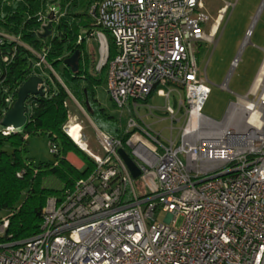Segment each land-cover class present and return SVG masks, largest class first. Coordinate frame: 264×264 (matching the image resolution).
Listing matches in <instances>:
<instances>
[{
	"label": "built area",
	"instance_id": "obj_1",
	"mask_svg": "<svg viewBox=\"0 0 264 264\" xmlns=\"http://www.w3.org/2000/svg\"><path fill=\"white\" fill-rule=\"evenodd\" d=\"M236 1L221 0L212 22L205 0H99L92 5L96 26L77 42L97 41L95 70L104 69L112 102L126 112L118 126L122 138L96 129L102 150L96 155L79 123L64 126L94 167L60 197L47 198L36 234L0 241V264H264V59L246 94L228 105L221 120L201 111L208 89L196 47L214 42ZM262 8L264 0L232 68ZM49 9L57 12L54 5ZM34 17L39 33L48 19L41 12ZM108 39L114 47L111 58ZM6 40L18 41L0 30V46ZM44 56L39 53L36 65L46 63ZM10 60L1 56L0 78ZM2 90L7 110L15 97ZM155 91L166 99L160 111L169 121L168 136L132 115ZM73 127L77 140L70 134ZM12 131L0 127L3 135ZM49 147L58 153L56 143ZM119 149L138 168L137 178ZM157 213L165 219L156 221ZM6 226L3 217L0 234Z\"/></svg>",
	"mask_w": 264,
	"mask_h": 264
},
{
	"label": "trees",
	"instance_id": "obj_2",
	"mask_svg": "<svg viewBox=\"0 0 264 264\" xmlns=\"http://www.w3.org/2000/svg\"><path fill=\"white\" fill-rule=\"evenodd\" d=\"M30 1L28 18L24 17V9L9 12L5 16L0 12V30L18 39L6 40L0 46V59L4 54L11 56L0 78V116L7 106L2 88L6 87L16 97L18 87L35 74L34 63L39 58L29 47L44 52L45 62L52 70H48L49 78L45 79V94L30 96L26 101L28 120L22 130H14L8 135L0 132V210H8L7 226L0 234V241H20L36 234L47 198L60 197L65 188L70 187L76 179L86 176L94 167L90 157L64 132L69 116V95L83 104L88 115L100 110L102 115L95 122L99 130L122 138L118 125L111 122V116L103 113L94 97L93 87L100 82L99 76L104 72L103 68L95 70V48H88L85 41L77 42L81 33L96 26L90 9L99 0H71L73 2H70L69 8L64 10L66 5H60V10L64 12L56 23V33L48 37L49 44H46L48 38L38 37L40 21L34 17L43 0ZM108 43L111 58L114 47L110 39ZM75 50L80 51V58L78 70L74 72L63 60ZM33 135H44L49 143L57 144L59 150L54 154L56 164L50 161L34 162L28 156L25 136ZM68 151H73L84 161L86 167L83 171L76 170L65 161L63 154ZM48 176L57 177L62 188H45L42 182Z\"/></svg>",
	"mask_w": 264,
	"mask_h": 264
},
{
	"label": "rangeland",
	"instance_id": "obj_3",
	"mask_svg": "<svg viewBox=\"0 0 264 264\" xmlns=\"http://www.w3.org/2000/svg\"><path fill=\"white\" fill-rule=\"evenodd\" d=\"M206 9L211 16V22L217 16V10L221 6V0H205ZM262 0H237L233 8H230L227 15L221 22L219 30L213 38L214 42L202 41L196 47L197 62L200 67L203 77L206 79V98L202 102L201 111L204 115L214 120H221L228 105L235 102L237 98L244 96L248 91L257 70L264 59V8H262L253 29V34L250 41L241 50L238 64L232 68L231 64L235 56L240 50L241 43L244 39L246 29L249 27L252 18L257 12V9ZM30 0H0V12L5 16L9 12L24 9V17L30 16L28 12V4ZM70 2L65 0H43L42 5L37 12H41L46 17L50 15V6L54 5L56 13H52L53 17V33H56V23L63 14L65 8H69ZM66 5L63 10H60V5ZM211 24V23H210ZM210 26V25H209ZM208 33V27L206 28ZM49 39L46 44H49ZM45 42V40H42ZM88 48L94 47L95 58L98 60L97 41L91 37L87 41ZM30 50L38 57L41 51H36L29 47ZM34 72L46 79L49 78V67L42 62L40 65L34 63ZM61 65L58 66V69ZM105 72L100 75L101 80L93 87L94 97L96 98L99 107L103 113L111 116V122L122 127L125 123L126 112L120 113L118 108L112 102L107 85L104 79ZM206 92V91H205ZM174 94L170 96V102L173 103ZM165 97L154 92L150 95L146 102L137 110H132V115L140 118L144 124L151 127L153 130L161 131L165 136L169 135V130L165 127L169 126V121L166 120V114L160 110L165 104ZM69 108V118L66 126L74 123H79L82 127L83 140L86 141L89 150L96 155H102V150L97 138L96 119L102 114L100 110H96L94 115H88L83 104L69 95L67 100ZM98 109V108H97ZM158 109V110H157ZM143 124V126H145ZM146 127V126H145ZM174 127H178L177 124ZM99 129V128H98ZM21 131L22 128H18ZM104 131V130H103ZM176 134V129L174 130ZM84 142V144L86 145ZM77 146V145H76ZM28 155L33 156L37 161H54L55 155L51 153L49 140L44 135L29 136L27 144ZM8 210H0V218L7 217ZM164 214L157 213L156 221L164 220Z\"/></svg>",
	"mask_w": 264,
	"mask_h": 264
},
{
	"label": "water",
	"instance_id": "obj_4",
	"mask_svg": "<svg viewBox=\"0 0 264 264\" xmlns=\"http://www.w3.org/2000/svg\"><path fill=\"white\" fill-rule=\"evenodd\" d=\"M51 14L52 13L47 16V23L42 25V31L38 33L39 38L46 39L53 36V17ZM79 58L80 51L75 50L71 55L63 60V63L75 72L78 70ZM44 85L45 79L37 74L31 75L27 80H25L17 89L15 101L0 118V127H11L14 130L22 128L28 120L26 101L30 96H43L45 94L43 88ZM118 152L132 173V176L137 178L139 176V170L132 159L123 149H119Z\"/></svg>",
	"mask_w": 264,
	"mask_h": 264
},
{
	"label": "crops",
	"instance_id": "obj_5",
	"mask_svg": "<svg viewBox=\"0 0 264 264\" xmlns=\"http://www.w3.org/2000/svg\"><path fill=\"white\" fill-rule=\"evenodd\" d=\"M85 43L87 46V42H85ZM87 47H89V45ZM96 129H98V128H96ZM25 138H26V142L28 144L29 137L25 136ZM30 157L33 159L34 162H39V161L35 160V158L33 156H30ZM63 157H64L66 162H68L73 168H75L78 171H83L86 167L84 161L78 155H76L73 151H68V152L64 153ZM40 161H42V160H40ZM50 162H54L56 164L55 160L50 161ZM42 185L48 189H60L63 186L62 183L60 182V180L55 176H48V177L44 178Z\"/></svg>",
	"mask_w": 264,
	"mask_h": 264
},
{
	"label": "bare ground",
	"instance_id": "obj_6",
	"mask_svg": "<svg viewBox=\"0 0 264 264\" xmlns=\"http://www.w3.org/2000/svg\"><path fill=\"white\" fill-rule=\"evenodd\" d=\"M216 28H217V26H216V24H215V25L213 26L212 33H214V32L216 31ZM262 69H264V67H262L261 70H262ZM77 129H78L77 127H73V128L71 129V132H70L72 138L75 139V140H77ZM79 143H80V145H81L83 148L86 147V145L84 144V142L80 141Z\"/></svg>",
	"mask_w": 264,
	"mask_h": 264
}]
</instances>
